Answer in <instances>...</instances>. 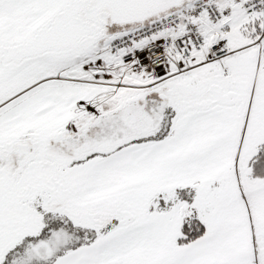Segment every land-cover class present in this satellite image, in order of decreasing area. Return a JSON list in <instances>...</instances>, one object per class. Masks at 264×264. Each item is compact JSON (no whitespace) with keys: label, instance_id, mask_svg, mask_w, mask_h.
<instances>
[{"label":"snow or ice","instance_id":"snow-or-ice-1","mask_svg":"<svg viewBox=\"0 0 264 264\" xmlns=\"http://www.w3.org/2000/svg\"><path fill=\"white\" fill-rule=\"evenodd\" d=\"M0 264H264V0H0Z\"/></svg>","mask_w":264,"mask_h":264}]
</instances>
